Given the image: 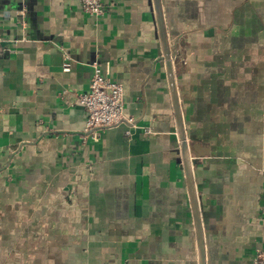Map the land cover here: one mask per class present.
<instances>
[{
	"label": "crops",
	"instance_id": "crops-1",
	"mask_svg": "<svg viewBox=\"0 0 264 264\" xmlns=\"http://www.w3.org/2000/svg\"><path fill=\"white\" fill-rule=\"evenodd\" d=\"M160 1L206 264H252L264 250V0ZM103 3L93 18L79 0H0V264H198L152 0ZM96 61L132 122L82 141L73 94Z\"/></svg>",
	"mask_w": 264,
	"mask_h": 264
},
{
	"label": "built area",
	"instance_id": "built-area-1",
	"mask_svg": "<svg viewBox=\"0 0 264 264\" xmlns=\"http://www.w3.org/2000/svg\"><path fill=\"white\" fill-rule=\"evenodd\" d=\"M79 3L82 12L93 18L103 16L106 10L103 0H79ZM69 67V63L65 62L62 65V71L68 72ZM91 68L92 75L88 90L73 94L77 103L86 112L82 141L87 138L96 140L101 131L117 127L124 122H132L131 119H125L122 114V86L104 74L97 61L92 63ZM67 93L66 90H62L60 96L64 97ZM144 132L150 133L149 130ZM125 134L127 136L129 132ZM252 264H264V250H256Z\"/></svg>",
	"mask_w": 264,
	"mask_h": 264
},
{
	"label": "water",
	"instance_id": "water-1",
	"mask_svg": "<svg viewBox=\"0 0 264 264\" xmlns=\"http://www.w3.org/2000/svg\"><path fill=\"white\" fill-rule=\"evenodd\" d=\"M152 5H153V11H154L156 26L159 36L161 54L163 57L165 72L168 80L170 99L174 114L176 135L179 142L180 160L185 173L187 191H188L190 207L194 221L195 236H196L197 251H198V264H206L204 236L202 231L200 212H199L195 185L193 180V172H192L194 159H192L191 145L188 142V138L186 136V131L183 124L182 112L179 104L177 87H176L174 63L168 43L161 1L152 0Z\"/></svg>",
	"mask_w": 264,
	"mask_h": 264
}]
</instances>
